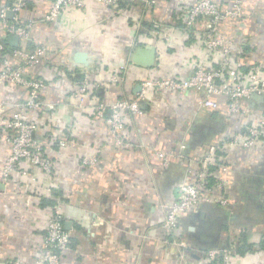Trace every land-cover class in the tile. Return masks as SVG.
<instances>
[{
  "label": "crops",
  "instance_id": "obj_1",
  "mask_svg": "<svg viewBox=\"0 0 264 264\" xmlns=\"http://www.w3.org/2000/svg\"><path fill=\"white\" fill-rule=\"evenodd\" d=\"M177 1L129 0L127 8L117 10L87 2L71 10L91 11L93 31L84 33L61 30L67 11L57 22L42 21L51 0H25L18 17L33 24L24 41L45 50L28 75L46 84L41 108L26 111V116L36 125L35 139L53 166L46 175L26 162L4 181L1 168L9 143L0 135V264L31 262L40 254L50 207L39 203L52 190L63 198L59 206L70 237L64 264H231L234 257L249 253L264 264V146L218 149L224 163H216L212 185L207 183L209 201L182 214L174 237L163 231L165 208L176 186L192 182L207 148L220 146L242 125L223 101L216 108L201 107L200 90L186 94L150 90L144 96V113L129 119L123 133L127 143L121 147L114 146L106 126L95 116L100 100L135 98L144 80L176 74L185 78L192 72L193 59L207 58L198 41L200 32L187 34L182 25H175ZM12 2L0 0V10ZM242 10L245 18L225 22L228 27L223 30L232 38L228 39L236 62L241 44L247 45L248 51L239 57L245 67L264 61V0H243ZM13 15L6 19L11 21ZM207 26L208 19H201L195 28ZM145 46L156 50L151 67L129 59ZM79 54H86V65L76 60ZM120 65L125 66L123 78L110 82ZM82 75L93 87L78 96L75 87ZM26 99L25 88L0 84V101L9 102V114ZM244 104L260 116L257 101ZM159 152L173 153L166 166ZM90 156L97 161L84 165L82 159ZM218 182L223 183L221 189ZM220 196L227 198L226 205L215 203ZM212 248L227 250L229 259L211 260L207 251Z\"/></svg>",
  "mask_w": 264,
  "mask_h": 264
},
{
  "label": "built area",
  "instance_id": "obj_2",
  "mask_svg": "<svg viewBox=\"0 0 264 264\" xmlns=\"http://www.w3.org/2000/svg\"><path fill=\"white\" fill-rule=\"evenodd\" d=\"M91 1L113 9L116 8L115 10L123 9L118 7L119 1L123 0H51V5L43 14L42 21L48 24L57 22L65 11H69V6H71V10H79ZM24 6L25 0H14L10 7L0 10V37L1 34L4 36L16 35L20 41L29 37L33 22H21L18 17ZM242 9L243 0H221L220 2L215 0H178L175 17L182 22L181 30L187 34L200 32L198 41L207 54V58L205 60L198 57L193 59L189 63L192 72L185 78L176 74L177 76L173 77L144 80L141 83L140 92L136 93L135 98L118 97L113 103L100 100L95 107L97 118L106 127H114L112 142L118 146L123 144L122 136L126 129L125 124L129 120L128 117L144 113V96L150 90H166L180 94H186L191 90H200L203 92V97L199 101L201 107L216 108L219 101H223L227 112L242 120L241 127L221 147L210 145L207 148V152L200 160V168L195 173L193 181L181 183L174 189L173 200L165 208L162 222L163 231L170 238L178 232L182 214L195 210L200 202L209 201L206 195V192L211 190L207 187L208 169L217 161V149L264 146V65L257 64L247 72L242 71V64L233 58L232 43L221 30V26L226 21H236L245 17ZM7 10L14 14L11 21L6 19ZM201 19H208V26L205 29L196 30L195 27ZM44 54L45 50L42 46H37L33 50L11 47L6 51L4 41L0 39V84H14L27 91V99L17 105V109L11 114H9V102L0 101V135H3L8 143L10 139L12 140L11 149L1 168L4 181H7L15 170H22L26 162L39 167L46 175L52 172V162L44 156L42 147L35 141V126L26 116V111L42 106L40 96L46 84L41 79L29 76L28 70L35 66ZM124 70V65L118 66L110 75L109 81L119 82L123 78ZM92 87L88 76L82 75L81 80L76 83L75 94L85 95ZM253 93L263 94L261 113L258 118L254 116L255 113L252 109L244 104V99ZM12 130L16 131L15 135L9 134ZM157 155L166 166L173 153L159 152ZM95 162L94 157L82 159L84 165ZM24 172L22 171V173ZM217 187L221 189L223 183L218 182ZM52 192L53 190L51 194ZM56 200L58 201V197ZM215 203L224 206L227 204V198L220 196L215 200ZM59 205L60 203H57L54 208L50 207L45 235L39 248L40 254L31 262L19 260L12 264H64V253L69 248L70 237L65 228ZM174 241L180 245L184 244L180 240L174 239ZM207 255L211 260L219 256H222L226 261L229 259L227 250L212 248L207 251Z\"/></svg>",
  "mask_w": 264,
  "mask_h": 264
},
{
  "label": "trees",
  "instance_id": "obj_3",
  "mask_svg": "<svg viewBox=\"0 0 264 264\" xmlns=\"http://www.w3.org/2000/svg\"><path fill=\"white\" fill-rule=\"evenodd\" d=\"M129 4H130V2L128 1V0H123V1H119V3H118V7L119 8H127L128 6H129ZM175 15H177V14H175ZM245 17H243L242 19H240V21H242L243 19H244ZM176 22H175V25H177V26H181L182 25V22H181V20L179 19V18H176V20H175ZM236 21H239V20H236ZM226 22H228V21H226ZM225 24V23H224ZM222 25L221 26V30L224 32V28H223V26L224 27H228V26H225V25ZM226 34H227V32H226ZM229 36V35H228ZM227 38H230V36L229 37H227ZM230 39H232V38H230ZM4 46H5V50L6 51H8V50H10V46H8L5 42H4ZM37 46V44H34V43H32V42H26V41H22L21 42V45H19L18 46V48H24V49H26V50H33L35 47ZM241 51L242 52H240V53H238V55H240V56H243L244 54H245V52L246 51H248V47H247V45H245L244 43H242L241 44ZM240 56H237L238 57V60H237V62H239V57ZM263 64L264 65V61H262V62H254L253 64H250V65H248V66H243V65H241L242 67H241V70L242 71H244V72H247V71H249L250 70V68L251 67H253V66H256L257 64ZM143 104V103H142ZM144 105V104H143ZM240 121V120H239ZM235 131V130H234ZM228 139V137L225 139V140H223L222 141V143L220 142L219 144H220V146H216L217 148H219V147H221L222 145H223V143L226 141ZM215 146V145H214ZM216 156H217V158L219 159V162H215L213 165H211L210 166V168L208 169V171H209V173H208V176H207V183L209 184V185H212V173L216 170V168H217V165H216V163H220V164H222V163H224V157H223V155H222V153L220 152V150H218L217 149V151H216ZM199 164H200V162H199ZM58 197V201L59 202H62L63 201V198L61 197V195H60V192L58 191V190H53V192H52V194H51V196L49 197V198H42L41 200H40V206L41 207H51V208H54L55 207V205H57V203H59L57 200H56V198ZM264 246V245H263Z\"/></svg>",
  "mask_w": 264,
  "mask_h": 264
},
{
  "label": "clouds",
  "instance_id": "obj_4",
  "mask_svg": "<svg viewBox=\"0 0 264 264\" xmlns=\"http://www.w3.org/2000/svg\"><path fill=\"white\" fill-rule=\"evenodd\" d=\"M60 27L62 31L73 32L79 31L88 33L93 31V16L90 10L85 9L82 13L73 14L71 6L62 20L60 21ZM259 257L251 253L236 256L231 260V264H258Z\"/></svg>",
  "mask_w": 264,
  "mask_h": 264
},
{
  "label": "water",
  "instance_id": "obj_5",
  "mask_svg": "<svg viewBox=\"0 0 264 264\" xmlns=\"http://www.w3.org/2000/svg\"><path fill=\"white\" fill-rule=\"evenodd\" d=\"M7 14L11 15L13 13L7 11L6 15ZM0 39L4 41L7 45L13 46V47H17L20 42L18 36L16 35H7V36L3 35L0 37ZM155 55H156V50H155V47L153 46L138 47L136 51L130 55L129 59L131 62H133L136 65L151 67L154 65L156 61ZM76 60L83 63L84 65L87 64L86 54H79ZM262 99H263V94L253 93L249 97L244 99V101L255 100L257 101V103L260 104V109H261ZM2 187H3V184H0V189H2Z\"/></svg>",
  "mask_w": 264,
  "mask_h": 264
},
{
  "label": "rangeland",
  "instance_id": "obj_6",
  "mask_svg": "<svg viewBox=\"0 0 264 264\" xmlns=\"http://www.w3.org/2000/svg\"><path fill=\"white\" fill-rule=\"evenodd\" d=\"M133 16H135V14L134 13H132L131 14V20H132V17ZM229 33V32H228ZM225 34V33H224ZM226 35V34H225ZM227 37H229V36H227ZM113 103V102H112ZM41 107H38L37 109H34V110H30V111H37L38 109H40ZM95 116L97 117V115H96V113H95ZM131 117L129 116L128 117V119H130ZM32 122V121H31ZM130 121L129 120H127V123L125 124L126 126L125 127H127L128 126V123H129ZM33 123V122H32ZM34 126H35V131H36V125L35 124H33ZM113 126H109V127H106V131L108 132V134H109V137H111V140H114V136H112V133H113ZM9 134H11V135H15L16 134V131H11V132H9ZM35 134V133H34ZM115 135H117L116 133H114ZM122 138H123V144L122 145H120V146H118V145H116L115 143H113L114 144V146H116V147H121V146H123L125 143H127L126 141H125V139H124V137L122 136ZM36 142H37V140H35ZM12 140L10 139L9 140V151H10V149H11V146H12ZM38 143V142H37ZM39 144V143H38ZM40 145V144H39ZM41 146V145H40ZM42 147V146H41ZM44 153V152H43ZM91 157V156H90ZM90 157H87V158H90ZM91 158H93V157H91ZM160 158V157H159ZM94 159L97 161V157H94Z\"/></svg>",
  "mask_w": 264,
  "mask_h": 264
}]
</instances>
